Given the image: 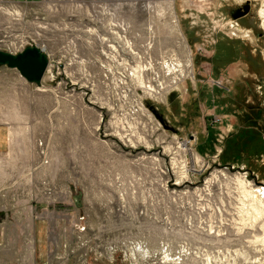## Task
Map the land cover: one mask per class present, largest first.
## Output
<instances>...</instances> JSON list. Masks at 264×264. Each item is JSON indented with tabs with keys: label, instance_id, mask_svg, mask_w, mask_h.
<instances>
[{
	"label": "rangeland",
	"instance_id": "1",
	"mask_svg": "<svg viewBox=\"0 0 264 264\" xmlns=\"http://www.w3.org/2000/svg\"><path fill=\"white\" fill-rule=\"evenodd\" d=\"M16 1L32 3L0 12L48 24L28 41L52 66L41 86L0 67V264L219 261L226 248L199 204L214 199L220 227L221 186L210 197L207 183L264 186V0H84L112 6L125 47L67 5ZM243 5L252 15L235 19ZM5 36L7 52L24 39Z\"/></svg>",
	"mask_w": 264,
	"mask_h": 264
},
{
	"label": "bare ground",
	"instance_id": "2",
	"mask_svg": "<svg viewBox=\"0 0 264 264\" xmlns=\"http://www.w3.org/2000/svg\"><path fill=\"white\" fill-rule=\"evenodd\" d=\"M10 15L13 17L18 16L17 13H10ZM185 168L186 166L184 165L183 169ZM216 183H219V186H221V205L218 208L222 218L220 221L221 226L213 228L215 224L213 219H215L216 215L213 210L215 208L212 205L214 199L210 198V202L212 203L209 202L207 205L199 204L201 206L199 211L201 214L207 213V215H210L212 219L210 221V233L217 229V232L214 234L212 232V234L216 236L218 243L222 244L220 248H226V252L218 255L217 259L219 261L214 262L216 259H211L208 264H251V258L246 250L249 251V248L255 244L257 247H262L264 251V186L260 185L258 187V184L255 185L250 182L246 176L237 175L234 178H230L222 173L219 176L216 175L215 178L207 183L206 191L208 196L212 197V188ZM209 210L213 215L208 213ZM224 213H229L228 215L233 214V222H229L230 224H228L231 228L230 230L225 228V224L222 223L225 222ZM235 240L238 241L241 249L231 252L228 247ZM239 257L243 258L244 263L238 260ZM252 264H256V262L254 261Z\"/></svg>",
	"mask_w": 264,
	"mask_h": 264
},
{
	"label": "built area",
	"instance_id": "3",
	"mask_svg": "<svg viewBox=\"0 0 264 264\" xmlns=\"http://www.w3.org/2000/svg\"><path fill=\"white\" fill-rule=\"evenodd\" d=\"M7 1H9V3L13 5V8H15V6L17 5L18 7H24L32 3L30 1H25L22 3L17 2L16 0H0V2ZM47 1L51 3L52 9H58L59 7H63V5H67L65 7L74 10L78 16L81 15L83 17H86V19H88L89 21L95 22V25H97V29H90V31L93 33L92 35H94L98 40L106 42L108 41V38L112 37L116 41L124 45V47L128 42L129 27L125 24L124 21L117 20L116 24L112 22L115 17V11L111 5L106 3H86V1L84 0H40L34 1V3H46ZM5 10L10 9H3V13L0 12V32L5 33L6 36L10 35V37H13L16 35V32L18 30L24 35V39L22 40V42L19 41L20 45H17L18 43L14 41H9L10 46L15 44V47L10 53L18 54L25 50L27 47H37L29 43L28 40H31V36H36L37 38L41 39L44 38V40L46 39L44 35L46 34L48 24H39V26L35 29L28 23V21H25V14H23L22 20H17L12 16H9ZM10 11L13 12L15 10L11 9ZM107 17H111L110 22H108L107 20L105 22L104 18L107 19ZM72 41L76 42V39H73ZM5 42L7 41L0 40V44ZM41 51H43V53H45L49 59V71V68L52 66L51 55L46 52V50L41 49Z\"/></svg>",
	"mask_w": 264,
	"mask_h": 264
},
{
	"label": "water",
	"instance_id": "4",
	"mask_svg": "<svg viewBox=\"0 0 264 264\" xmlns=\"http://www.w3.org/2000/svg\"><path fill=\"white\" fill-rule=\"evenodd\" d=\"M245 10L247 12V8ZM0 67L17 70L28 83L41 86L48 71L49 59L38 47H27L18 54L0 50ZM74 201L77 208L83 207L82 195L75 196Z\"/></svg>",
	"mask_w": 264,
	"mask_h": 264
},
{
	"label": "flooded vegetation",
	"instance_id": "5",
	"mask_svg": "<svg viewBox=\"0 0 264 264\" xmlns=\"http://www.w3.org/2000/svg\"><path fill=\"white\" fill-rule=\"evenodd\" d=\"M247 8V12H246V9ZM232 16H238V20H242L244 18H248L252 15V12H251V8L250 6L248 5H243L242 7L238 8V9H233L232 10ZM133 264H143L142 261H138V260H135V261H132ZM152 264H157L156 262L152 263Z\"/></svg>",
	"mask_w": 264,
	"mask_h": 264
},
{
	"label": "crops",
	"instance_id": "6",
	"mask_svg": "<svg viewBox=\"0 0 264 264\" xmlns=\"http://www.w3.org/2000/svg\"><path fill=\"white\" fill-rule=\"evenodd\" d=\"M6 149V134L0 130V152Z\"/></svg>",
	"mask_w": 264,
	"mask_h": 264
},
{
	"label": "trees",
	"instance_id": "7",
	"mask_svg": "<svg viewBox=\"0 0 264 264\" xmlns=\"http://www.w3.org/2000/svg\"><path fill=\"white\" fill-rule=\"evenodd\" d=\"M231 49H229V51H230ZM234 53H230L229 55H233ZM223 60V59H222Z\"/></svg>",
	"mask_w": 264,
	"mask_h": 264
}]
</instances>
